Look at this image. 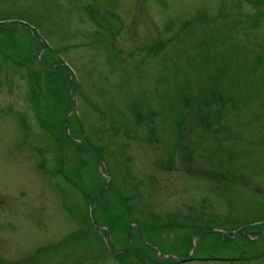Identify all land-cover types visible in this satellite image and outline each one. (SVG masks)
<instances>
[{"label": "rangeland", "instance_id": "1", "mask_svg": "<svg viewBox=\"0 0 264 264\" xmlns=\"http://www.w3.org/2000/svg\"><path fill=\"white\" fill-rule=\"evenodd\" d=\"M0 264H264V0H0Z\"/></svg>", "mask_w": 264, "mask_h": 264}, {"label": "flooded vegetation", "instance_id": "2", "mask_svg": "<svg viewBox=\"0 0 264 264\" xmlns=\"http://www.w3.org/2000/svg\"><path fill=\"white\" fill-rule=\"evenodd\" d=\"M147 243V242H146ZM148 244V243H147ZM152 248L154 247L155 249L157 250H160V248L158 246H156L155 244H149ZM131 250H133L132 248H130L128 251L130 252ZM137 253H144V249L142 250H136ZM164 255H166L167 257H170L172 258L174 261H176L177 259H175V257L177 256H174L173 254H170V253H166V251H164V253H159V256H162L164 257ZM178 261V260H177ZM180 262V261H179ZM178 263V262H177Z\"/></svg>", "mask_w": 264, "mask_h": 264}, {"label": "water", "instance_id": "3", "mask_svg": "<svg viewBox=\"0 0 264 264\" xmlns=\"http://www.w3.org/2000/svg\"><path fill=\"white\" fill-rule=\"evenodd\" d=\"M66 65H68V64H66ZM65 65V66H66ZM104 190V189H103ZM103 192V191H102ZM99 198V197H98ZM97 200L98 199H96V202H97ZM91 214H93V211H92V213ZM93 216V215H92ZM93 220H94V222H96V219H95V217L93 216ZM97 223V222H96ZM98 226V225H97ZM238 233V231L236 232V234ZM108 246H109V248L111 249V250H114L113 248H112V245H111V243H110V240H109V238H108ZM195 247V246H194ZM190 258L189 259H192V258H194L192 255H190L189 256ZM175 259H177L178 261H184V259H180V258H178V257H176Z\"/></svg>", "mask_w": 264, "mask_h": 264}]
</instances>
